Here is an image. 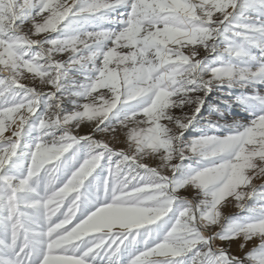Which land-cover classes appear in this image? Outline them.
<instances>
[{
    "label": "snow or ice",
    "instance_id": "1",
    "mask_svg": "<svg viewBox=\"0 0 264 264\" xmlns=\"http://www.w3.org/2000/svg\"><path fill=\"white\" fill-rule=\"evenodd\" d=\"M0 264H264V0H0Z\"/></svg>",
    "mask_w": 264,
    "mask_h": 264
},
{
    "label": "rangeland",
    "instance_id": "2",
    "mask_svg": "<svg viewBox=\"0 0 264 264\" xmlns=\"http://www.w3.org/2000/svg\"><path fill=\"white\" fill-rule=\"evenodd\" d=\"M203 55V52L201 53ZM66 58V57H65ZM25 83L29 84V86H36L38 90H41V86L39 85L38 81L33 82L31 80L25 81ZM43 91H48L49 89L47 87H43ZM103 91V90H102ZM240 92V89H227L224 88H214L211 93H209L208 97L206 98V104L204 105L202 111H201V123L197 125V127H194L190 130V133H188V139H192L194 136L199 135L201 132V129L206 126L205 121L209 118L210 113V105H218L220 108V111L224 113V118L220 119L217 115L213 114L211 119L218 120L221 125L230 124L233 120H243L244 123H247L248 120L251 119V117L244 112L239 106L235 104V95H238ZM230 101V104H225L224 101ZM68 109H71V105H66ZM177 115H180L181 113L179 110L176 112ZM94 126L93 123H89L85 121L81 124L79 129H73L74 134L79 135H93L96 139H100L104 142H107L112 146L113 148L119 150V149H125L127 150V143H126V136L124 132L118 131L116 134V137H113L110 133H94L92 132V128ZM119 128V126H117ZM223 129L221 132H218L217 134H222ZM150 167H158L160 161L158 158L155 157H145V161ZM192 161H186V163H191ZM165 174H169L168 172H165ZM256 184H260L261 181L257 180L255 181ZM182 194L191 199L193 196V193L191 190H183ZM222 211L225 215H234L237 213V209L234 207V204L225 206L222 208ZM215 227V226H213ZM219 243V242H218ZM224 247L228 248L230 253L232 255L236 256H243L244 252L246 250H241L238 247L237 242H232L231 244H224ZM251 247V245H249Z\"/></svg>",
    "mask_w": 264,
    "mask_h": 264
},
{
    "label": "bare ground",
    "instance_id": "3",
    "mask_svg": "<svg viewBox=\"0 0 264 264\" xmlns=\"http://www.w3.org/2000/svg\"><path fill=\"white\" fill-rule=\"evenodd\" d=\"M239 121L243 122V120H239Z\"/></svg>",
    "mask_w": 264,
    "mask_h": 264
}]
</instances>
